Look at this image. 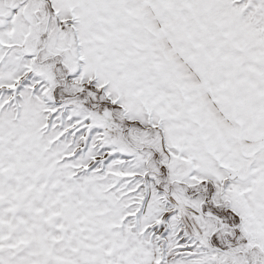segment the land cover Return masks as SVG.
Returning a JSON list of instances; mask_svg holds the SVG:
<instances>
[{
    "label": "snow or ice",
    "instance_id": "obj_1",
    "mask_svg": "<svg viewBox=\"0 0 264 264\" xmlns=\"http://www.w3.org/2000/svg\"><path fill=\"white\" fill-rule=\"evenodd\" d=\"M0 264H264V0H0Z\"/></svg>",
    "mask_w": 264,
    "mask_h": 264
}]
</instances>
